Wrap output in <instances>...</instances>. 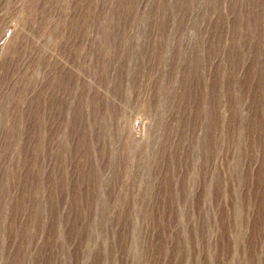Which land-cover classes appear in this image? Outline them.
<instances>
[{
  "label": "rangeland",
  "instance_id": "obj_1",
  "mask_svg": "<svg viewBox=\"0 0 264 264\" xmlns=\"http://www.w3.org/2000/svg\"><path fill=\"white\" fill-rule=\"evenodd\" d=\"M0 264H264V0H0Z\"/></svg>",
  "mask_w": 264,
  "mask_h": 264
}]
</instances>
